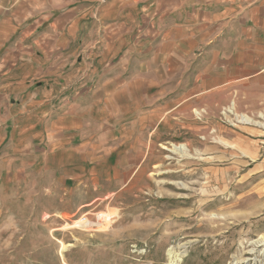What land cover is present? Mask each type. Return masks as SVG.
Listing matches in <instances>:
<instances>
[{"label":"crops","instance_id":"crops-1","mask_svg":"<svg viewBox=\"0 0 264 264\" xmlns=\"http://www.w3.org/2000/svg\"><path fill=\"white\" fill-rule=\"evenodd\" d=\"M216 96L264 102V0H0L10 191H110L167 140L160 128Z\"/></svg>","mask_w":264,"mask_h":264},{"label":"rangeland","instance_id":"rangeland-1","mask_svg":"<svg viewBox=\"0 0 264 264\" xmlns=\"http://www.w3.org/2000/svg\"><path fill=\"white\" fill-rule=\"evenodd\" d=\"M182 115L110 191L0 186V264H264V102Z\"/></svg>","mask_w":264,"mask_h":264},{"label":"built area","instance_id":"built-area-1","mask_svg":"<svg viewBox=\"0 0 264 264\" xmlns=\"http://www.w3.org/2000/svg\"><path fill=\"white\" fill-rule=\"evenodd\" d=\"M86 214H87V213H85V214H83V215L81 216L82 221L80 222V224L88 223L89 219H88V217L86 216ZM81 218H80V219H81Z\"/></svg>","mask_w":264,"mask_h":264},{"label":"bare ground","instance_id":"bare-ground-1","mask_svg":"<svg viewBox=\"0 0 264 264\" xmlns=\"http://www.w3.org/2000/svg\"><path fill=\"white\" fill-rule=\"evenodd\" d=\"M170 261H172V260H170Z\"/></svg>","mask_w":264,"mask_h":264}]
</instances>
